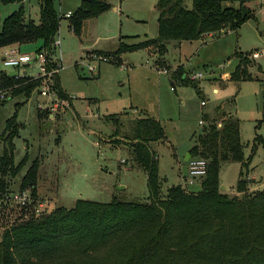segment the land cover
Listing matches in <instances>:
<instances>
[{
	"label": "rangeland",
	"instance_id": "obj_1",
	"mask_svg": "<svg viewBox=\"0 0 264 264\" xmlns=\"http://www.w3.org/2000/svg\"><path fill=\"white\" fill-rule=\"evenodd\" d=\"M54 1L63 17L56 35L61 45L55 47L53 55L61 59L60 79L71 98L56 101L42 94L40 87L30 97L14 95L9 88L6 101L0 103V132L15 111L16 119L23 124L14 139L15 160L29 154L20 172L9 178L7 189L19 190L32 160L38 156L41 161L38 195L32 198L36 201L28 213L50 211L60 204L71 207L79 197L102 201L113 196L125 200L146 198L147 171L132 163L130 145L122 140L133 119L144 115L160 119L165 128L163 139L151 142L159 159L161 194L167 193L169 185L184 184L182 174L188 173L186 155L204 127L200 119H205L206 113L214 117L218 106L221 117L227 113L240 120L245 156L252 154L249 188L256 189L253 187L264 181L263 146L258 143L254 148L255 135L264 131V125L258 127L264 117V0L250 1L256 15L236 30L227 28L181 45L171 40L164 64L158 62L153 46L122 51L115 55V61L106 53L115 51L121 41L137 42L158 34L157 0H108L111 6L88 17L80 34L71 29L64 13L74 12L82 0ZM184 4L191 7L193 0H184ZM20 6H24L27 19L40 20L39 0L3 3L1 18ZM40 44L41 40L26 42L22 50L35 57ZM236 50L251 58V79L229 78L239 61ZM2 51L3 46L0 70L30 75L40 71L37 60L21 66L5 65ZM254 51H259L260 56H253ZM179 64H184L189 76L194 72L202 74L193 82L179 81L173 86L170 74ZM163 66L171 69L165 71ZM55 102L58 106L53 108ZM112 113L122 121L119 134L115 121L108 118ZM2 147L0 141V153ZM241 167L238 160L221 164L222 189L230 195L237 192ZM199 187L196 182L189 188ZM19 210L11 200L0 199V231Z\"/></svg>",
	"mask_w": 264,
	"mask_h": 264
},
{
	"label": "trees",
	"instance_id": "obj_2",
	"mask_svg": "<svg viewBox=\"0 0 264 264\" xmlns=\"http://www.w3.org/2000/svg\"><path fill=\"white\" fill-rule=\"evenodd\" d=\"M13 1L21 0H0V12L3 3ZM39 1L38 22L26 18L24 6L3 19L0 15V47L41 40L37 50L44 48L48 58L52 57L53 41L63 15L54 0ZM250 1L193 0V5L188 7L184 0H157L158 34L137 42L121 41L115 51L106 53L115 61V55L122 51L153 46L159 55L156 59L164 64L171 40L181 45L209 33L238 29L256 15ZM110 6L108 0H82L68 17L69 25L80 34L88 17ZM235 53L239 61L229 78L251 79V58L241 50ZM52 63L55 62L50 60L49 66ZM187 72L184 64L174 68L170 74L173 86L179 81L193 82L195 79ZM53 78L58 94L71 98L59 72ZM44 79L45 76L0 70V87L10 88L14 95L30 97ZM4 101L5 98H0V103ZM220 110L218 106L214 117L204 115L207 121L203 119V130L189 149L191 156L207 160V172L200 178V188L190 189L189 185L176 183L168 186L165 195L161 194L159 159L151 142L163 139L165 128L154 116L137 117L122 140L130 145L132 163L147 171L148 196L142 200L113 196L109 201L79 197L71 207L60 204L50 211L28 213L36 201L33 199L32 204L3 225L0 264H264V187L249 188L247 176L252 154L245 156L240 120L227 113L221 117ZM16 116L17 111L7 118L0 132L3 143L0 199L9 192V178L16 176L29 159L26 154L20 161L15 160L14 139L23 126ZM108 118L115 121L119 134L122 121L118 114H109ZM261 125L264 117L258 127ZM258 143L264 150V131L255 135L254 148ZM225 160H238L242 164L237 193L233 195L221 187L220 169ZM40 164V158L35 157L20 182V189L29 187L34 198L38 195Z\"/></svg>",
	"mask_w": 264,
	"mask_h": 264
},
{
	"label": "built area",
	"instance_id": "obj_3",
	"mask_svg": "<svg viewBox=\"0 0 264 264\" xmlns=\"http://www.w3.org/2000/svg\"><path fill=\"white\" fill-rule=\"evenodd\" d=\"M73 14L71 10L64 13L66 17H69ZM63 15V14H62ZM212 33H209V35ZM54 47H57L61 45L60 37H55L53 41ZM259 51H254L252 54L253 56H258ZM2 60L5 65H13V66H21L23 64H28L29 62L33 60H37L40 62V71L36 75H32L34 77L38 76H45V79L43 83L39 86L40 91L44 95H49L57 100H61L63 102L66 101V98L61 97L58 94L57 89L55 86L52 85L53 81V75L60 71V68L62 67L61 59L57 57L56 55H52L51 58H48L46 50L43 48L41 50H37V53L35 57H33L29 52L22 50L20 46L17 45H11V46H5L3 47L2 51ZM52 60L55 63H52V65L49 66V61ZM165 71L169 70L167 68H162ZM26 74V73H24ZM201 72H194L189 77L192 79H196L198 76H200ZM9 88L0 87V98L3 99L7 96L9 93ZM202 103H205V100H202ZM58 106V102L54 103V107L56 108ZM200 122L203 123V119H200ZM187 167H188V173L185 176V184L191 185L196 182L200 183V178L206 174L207 172V160L201 156H190L187 160ZM33 196L31 189L29 187L24 189H19L16 191H9L5 193L2 197V200H11L14 204H16L19 209H22L23 207L28 206L29 204L33 203ZM13 219V218H12ZM11 219V220H12Z\"/></svg>",
	"mask_w": 264,
	"mask_h": 264
},
{
	"label": "crops",
	"instance_id": "obj_4",
	"mask_svg": "<svg viewBox=\"0 0 264 264\" xmlns=\"http://www.w3.org/2000/svg\"><path fill=\"white\" fill-rule=\"evenodd\" d=\"M70 26V25H69ZM71 29H73V28H71ZM122 35H124V34H122ZM208 36H211V35H208ZM208 36H206V37H208ZM206 37H204V38H206ZM14 45H18V44H14ZM18 46H20L21 48H22V44L21 45H18ZM147 48H151L150 46H147ZM260 56V53H259V55L258 56H255V57H259ZM122 60V59H121ZM189 152V151H188ZM187 155H188V153H187ZM187 155H186V157H187ZM187 159V158H186ZM182 175H184V178H185V174H182ZM250 183H251V181H250ZM184 184H185V182H184ZM194 184H196V183H194ZM264 185V181L263 182H261V183H258L255 187H253V188H258V187H264L263 186ZM190 187V186H189ZM200 188V187H199ZM252 188V187H251ZM237 193V192H236Z\"/></svg>",
	"mask_w": 264,
	"mask_h": 264
},
{
	"label": "water",
	"instance_id": "obj_5",
	"mask_svg": "<svg viewBox=\"0 0 264 264\" xmlns=\"http://www.w3.org/2000/svg\"><path fill=\"white\" fill-rule=\"evenodd\" d=\"M121 58V57H120ZM122 59V58H121ZM173 83V82H172ZM191 156V154L188 152V155H187V159L189 158ZM221 187L223 188L224 187V185H221Z\"/></svg>",
	"mask_w": 264,
	"mask_h": 264
}]
</instances>
